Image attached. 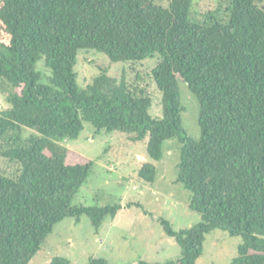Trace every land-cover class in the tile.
<instances>
[{
  "label": "trees",
  "instance_id": "trees-1",
  "mask_svg": "<svg viewBox=\"0 0 264 264\" xmlns=\"http://www.w3.org/2000/svg\"><path fill=\"white\" fill-rule=\"evenodd\" d=\"M261 1L220 0L199 22L190 16L191 0H169L167 6L155 0H0V90L10 106L0 111V157L20 166L14 179L0 173V264H28L65 218L79 222L85 215L98 230L121 209L71 204L91 162H70L63 143L79 137L83 122L132 142L148 137L151 161L162 157L164 141L178 140L177 183L191 193L188 208L201 217L180 232L160 221L180 247L179 264H196L214 230L241 238L229 264H264ZM80 51L100 53L111 63L158 54L152 77L162 118L150 115L144 88L105 69L79 88ZM39 61L50 72L48 84L36 71ZM179 78L199 103L197 140L180 123ZM24 129L32 131L27 138ZM138 175L152 183L156 168L147 162ZM49 264L69 261L55 257ZM88 264L109 263L90 258Z\"/></svg>",
  "mask_w": 264,
  "mask_h": 264
},
{
  "label": "rangeland",
  "instance_id": "rangeland-1",
  "mask_svg": "<svg viewBox=\"0 0 264 264\" xmlns=\"http://www.w3.org/2000/svg\"><path fill=\"white\" fill-rule=\"evenodd\" d=\"M155 1L162 6H167L169 2ZM219 1L191 0V18L203 21L217 8ZM259 6H264V0ZM158 60V54H153L140 62L111 63L100 53L80 51L75 67L77 84L79 88H85L102 69L116 79L124 76L130 86L146 90L152 100L150 115L160 119L162 97L152 77ZM35 68L41 83L48 84L50 72L44 62H37ZM178 88L183 108L181 126L189 138L197 140L201 135L199 103L180 78ZM9 107L6 93L0 90V111ZM31 134L32 131L24 129L22 137L27 138ZM147 141L148 137L132 142L119 132L96 133L90 123L83 122L79 137L63 143L71 153L70 162H91L86 182L71 204L96 207L120 205L121 209L114 219L106 217L98 230L85 215L79 222L73 218L63 219L55 224L52 233L28 264H49L55 257H63L69 264H88L90 258H103L109 264H138L140 261L159 264L172 261L179 264L180 247L174 238L165 234L160 221L166 220L173 231L180 232L200 223L201 217L188 208L191 193L177 183L180 160L178 140L163 142L162 157L158 161L148 158ZM147 162L156 168L152 183L138 175ZM19 172L20 166L16 162L0 157V173L14 179ZM240 243V237L214 230L205 236L203 253L196 264H229L236 256Z\"/></svg>",
  "mask_w": 264,
  "mask_h": 264
}]
</instances>
